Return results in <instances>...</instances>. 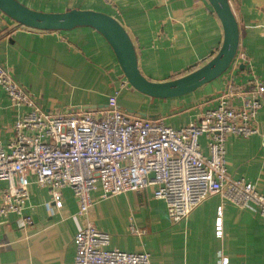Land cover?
I'll use <instances>...</instances> for the list:
<instances>
[{
  "label": "crops",
  "instance_id": "1",
  "mask_svg": "<svg viewBox=\"0 0 264 264\" xmlns=\"http://www.w3.org/2000/svg\"><path fill=\"white\" fill-rule=\"evenodd\" d=\"M18 1L45 12L78 8L112 15L131 37L139 70L152 81L173 79L203 65L223 40L221 23L208 0ZM229 1L239 27L235 57L238 61L245 54L246 59L181 97L156 99L129 84L122 86L126 79L111 47L90 26L43 31L22 26L0 11V64L45 112H97L118 90L117 103L129 114L178 128L215 105L228 83L247 91L253 75L264 84V0ZM260 101L257 131L247 137L228 135L225 156L228 174L254 184L264 195V96ZM25 110L11 107L0 89L3 146L13 138L18 113ZM200 144L207 153L203 136ZM29 192L24 213L31 217L30 225L19 227L12 213L0 217V264H73L74 235L87 222L109 232L111 247L147 252L153 264H219L222 256L228 257V264H264V216L240 209L220 194L207 197L186 218L172 223L165 202L153 196L151 186L104 199L97 188L91 192L94 204L85 216L77 215L78 204L69 187L62 188L59 208L51 204L48 187L33 181ZM219 206L221 237L215 233Z\"/></svg>",
  "mask_w": 264,
  "mask_h": 264
},
{
  "label": "built area",
  "instance_id": "2",
  "mask_svg": "<svg viewBox=\"0 0 264 264\" xmlns=\"http://www.w3.org/2000/svg\"><path fill=\"white\" fill-rule=\"evenodd\" d=\"M244 59L245 54H240L232 66L237 68ZM127 84L124 81L122 86ZM247 84L245 91L243 86L228 83L216 96L215 105L206 107L194 122L175 128L159 119L127 113L117 103L118 90L97 112H45L0 64V89L10 106L27 109L14 121L13 138L6 146L0 143V217L15 214L21 228L32 223L24 210L33 181L49 188L51 204L58 208L62 188H71L78 216L88 213L94 204L91 192L97 188L104 199L149 186L153 196L165 202L172 222L183 220L200 202L216 194L240 209L264 216V195L254 184L231 177L226 167L227 136L247 137L257 131L254 122L264 84L253 75ZM202 136L207 153L200 144ZM221 213L219 206L218 237L222 235ZM73 242V264H153L147 252L111 247L110 234L90 222L78 228ZM228 263V257L220 258L219 264Z\"/></svg>",
  "mask_w": 264,
  "mask_h": 264
},
{
  "label": "water",
  "instance_id": "3",
  "mask_svg": "<svg viewBox=\"0 0 264 264\" xmlns=\"http://www.w3.org/2000/svg\"><path fill=\"white\" fill-rule=\"evenodd\" d=\"M208 2L223 29L220 48L203 65L165 81H152L141 73L130 35L123 25L108 13L78 8L63 12H45L30 8L18 0H0V11L22 26L43 31L69 30L76 26L94 28L111 47L130 87L151 98L170 99L192 93L222 75L231 66L237 54L239 27L230 1L208 0Z\"/></svg>",
  "mask_w": 264,
  "mask_h": 264
},
{
  "label": "rangeland",
  "instance_id": "4",
  "mask_svg": "<svg viewBox=\"0 0 264 264\" xmlns=\"http://www.w3.org/2000/svg\"><path fill=\"white\" fill-rule=\"evenodd\" d=\"M232 65V64H231ZM125 109V108H124ZM126 110V112L128 113V111H129V109H125ZM173 223V222H172ZM109 233V232H108Z\"/></svg>",
  "mask_w": 264,
  "mask_h": 264
},
{
  "label": "trees",
  "instance_id": "5",
  "mask_svg": "<svg viewBox=\"0 0 264 264\" xmlns=\"http://www.w3.org/2000/svg\"><path fill=\"white\" fill-rule=\"evenodd\" d=\"M194 69H195V68L191 69L190 71H192V70H194ZM190 71H189V72H190Z\"/></svg>",
  "mask_w": 264,
  "mask_h": 264
}]
</instances>
